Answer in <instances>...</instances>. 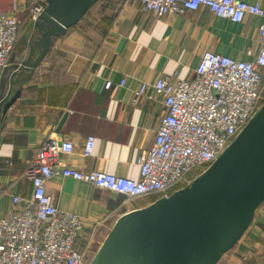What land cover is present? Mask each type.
<instances>
[{"label": "crops", "instance_id": "0c3cea01", "mask_svg": "<svg viewBox=\"0 0 264 264\" xmlns=\"http://www.w3.org/2000/svg\"><path fill=\"white\" fill-rule=\"evenodd\" d=\"M13 1L0 0L1 10L13 13ZM19 1L27 5L30 0ZM245 1L264 7V0ZM260 21L248 16L234 22L206 6L156 18L135 0L97 2L55 39L37 68L22 71L13 88V93L20 91L17 99L0 115V218L13 209L14 195H31L32 181L25 173L50 135L73 140L75 151L62 156L65 164L139 178L136 160L153 144L166 106L162 98L134 102V92L143 82L162 76L191 78L208 50L253 58L259 50ZM30 25H23L24 42L17 43L11 60L19 58L35 37L33 25L30 36L27 33ZM108 79L113 82L110 89L105 87ZM89 136L95 137V144L92 154L85 156ZM47 192L60 209L82 217L100 245L120 215L158 198L148 194L128 200L60 173L48 181ZM217 264H264V203L236 246Z\"/></svg>", "mask_w": 264, "mask_h": 264}, {"label": "built area", "instance_id": "2783aa9c", "mask_svg": "<svg viewBox=\"0 0 264 264\" xmlns=\"http://www.w3.org/2000/svg\"><path fill=\"white\" fill-rule=\"evenodd\" d=\"M144 12L159 18L182 15L206 6L215 15L234 22L248 16L261 21L259 50L251 59H236L208 50L191 78L162 76L143 82L133 101L162 98L166 112L161 117L153 144L136 163L139 178L102 170L83 171L65 164L62 156L75 151L73 140L48 136L38 148L25 176L32 181L30 196L12 197L13 209L0 218V264H89L88 247L80 243L89 233L84 219L60 209L47 192L48 181L60 173L120 194L128 200L148 194L168 196L180 182L184 186L215 162L264 103V7L245 0H135ZM47 0L13 1V13L0 8V83L23 25L40 18ZM248 53L252 55L251 49ZM125 79L121 81V86ZM113 87L112 80L105 83ZM95 137L89 136L83 155L93 152ZM183 187V186H182ZM100 220L96 221L99 224Z\"/></svg>", "mask_w": 264, "mask_h": 264}, {"label": "water", "instance_id": "95a60500", "mask_svg": "<svg viewBox=\"0 0 264 264\" xmlns=\"http://www.w3.org/2000/svg\"><path fill=\"white\" fill-rule=\"evenodd\" d=\"M99 0H47L35 37L0 83V115L17 99L22 71L37 68ZM8 86V90H7ZM264 203V103L218 159L183 187L127 211L89 264H217Z\"/></svg>", "mask_w": 264, "mask_h": 264}, {"label": "trees", "instance_id": "16d2710c", "mask_svg": "<svg viewBox=\"0 0 264 264\" xmlns=\"http://www.w3.org/2000/svg\"><path fill=\"white\" fill-rule=\"evenodd\" d=\"M100 1V0H99ZM98 1V2H99ZM75 26V25H74ZM74 26H72L69 30H71ZM68 30V31H69ZM263 97H264V89H263ZM184 186V183L183 182H180L176 187H182ZM96 240L94 239V236L93 234H89L84 240H82V242L80 243V250L81 251H84L85 250V247L87 246L88 247V251L89 249H92L93 250V246H95L94 242ZM93 258V256H89V258L86 256V260L87 261H91V259Z\"/></svg>", "mask_w": 264, "mask_h": 264}, {"label": "rangeland", "instance_id": "374dc122", "mask_svg": "<svg viewBox=\"0 0 264 264\" xmlns=\"http://www.w3.org/2000/svg\"><path fill=\"white\" fill-rule=\"evenodd\" d=\"M32 25H30V27L27 29V33H28V35L30 36V34H29V32H30V29H32ZM34 34V33H33ZM31 35V37H34L35 36V34L34 35ZM23 43L24 42V38L22 37H20V39H19V41H18V44L19 43ZM26 46L28 45V43H26L25 44ZM25 46V47H26ZM13 59V58H12ZM94 244H95V246H93V250L92 249H89V251L87 252V257L89 258V256H94L95 255V253H96V251H97V249L99 248V246H100V242H94Z\"/></svg>", "mask_w": 264, "mask_h": 264}]
</instances>
